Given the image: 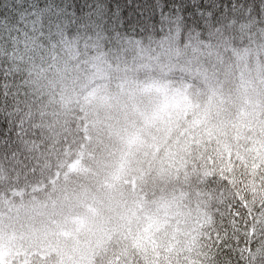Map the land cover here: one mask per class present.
I'll list each match as a JSON object with an SVG mask.
<instances>
[{"label": "trees", "instance_id": "1", "mask_svg": "<svg viewBox=\"0 0 264 264\" xmlns=\"http://www.w3.org/2000/svg\"><path fill=\"white\" fill-rule=\"evenodd\" d=\"M245 65L261 71L264 100V0H0V213L49 201L102 162L88 126L52 108L57 93L74 95L100 67L96 82L122 77L145 102L162 86L182 94L138 125L140 174L123 183L133 218L84 264H248L239 249L253 217L255 235L247 231L264 247V119L230 112L204 83L214 75L231 99ZM166 72L198 81L186 86ZM160 106L139 109L145 116ZM115 137L120 147L122 133ZM233 222L241 242L229 241V256L223 239ZM63 257L32 247L0 254V264H69Z\"/></svg>", "mask_w": 264, "mask_h": 264}, {"label": "clouds", "instance_id": "2", "mask_svg": "<svg viewBox=\"0 0 264 264\" xmlns=\"http://www.w3.org/2000/svg\"><path fill=\"white\" fill-rule=\"evenodd\" d=\"M143 40V38H141ZM146 43V41L144 42ZM183 45V41H181ZM131 51H135V45H129ZM89 56L95 55L94 52H89ZM143 78V77H141ZM38 86L44 89L45 97L47 98L48 89L45 81L40 80ZM96 89L94 95H89ZM109 97L110 103H115L114 97L121 96V89L117 84L115 76L112 80L104 81L99 80L95 85H89L84 88H77L76 93L73 95L69 93L63 100L59 99V93H57V102L52 105V108L57 113L70 112L76 117V121L80 122L78 126H88V134L93 137V141H99L105 146L111 145L112 147L119 148V142L117 141L113 130L116 127L123 128L124 120L122 114L117 109H109L103 102V97ZM126 99V98H125ZM196 98L193 97V102ZM141 107H144V102L141 103ZM151 111L149 107L147 109ZM137 123L143 126V121L137 118ZM162 127L159 121L155 128L150 129L153 133L156 132V128ZM113 161H117L118 157L113 155Z\"/></svg>", "mask_w": 264, "mask_h": 264}, {"label": "rangeland", "instance_id": "3", "mask_svg": "<svg viewBox=\"0 0 264 264\" xmlns=\"http://www.w3.org/2000/svg\"><path fill=\"white\" fill-rule=\"evenodd\" d=\"M112 204V196L104 192L102 196L95 194L90 199V205L95 209L92 216L88 215L90 205H80L71 210L69 215L61 216L44 211H32V223L24 228L10 229L6 224L0 225L1 231H8L7 235L0 231V245L7 242L9 245H26L28 243H41L46 246H57L59 241L71 237V224L79 218L84 219L83 224L90 223L98 215L107 217Z\"/></svg>", "mask_w": 264, "mask_h": 264}, {"label": "snow or ice", "instance_id": "4", "mask_svg": "<svg viewBox=\"0 0 264 264\" xmlns=\"http://www.w3.org/2000/svg\"><path fill=\"white\" fill-rule=\"evenodd\" d=\"M251 209H249V215H251ZM253 221L254 223L251 225H247L246 224V231L243 234V241L245 242V244L247 245V247L245 248H240L239 251L241 253V255L243 256L244 252L248 253V264H257V258H262V264H264V247H255L252 244L251 241V236L249 234V232L247 231V228H252L253 231L251 233V235H255V226H256V218L253 217ZM235 239L236 240V244L237 246H239L240 242H241V234L239 229L235 226V223L233 222V234L231 237H228L227 239H223V243L226 247L229 248V251L225 253V255H231V252L234 250L231 248V245L229 243L230 240ZM259 243V242H257ZM255 247V250H253V248Z\"/></svg>", "mask_w": 264, "mask_h": 264}]
</instances>
